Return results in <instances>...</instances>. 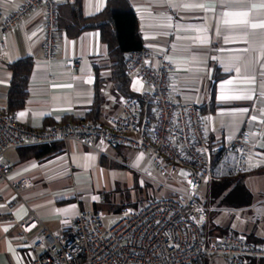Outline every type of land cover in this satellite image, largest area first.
I'll return each mask as SVG.
<instances>
[{
  "label": "crops",
  "instance_id": "crops-1",
  "mask_svg": "<svg viewBox=\"0 0 264 264\" xmlns=\"http://www.w3.org/2000/svg\"><path fill=\"white\" fill-rule=\"evenodd\" d=\"M23 1L0 0V6L10 11ZM55 1L60 17L67 16V6L73 0ZM127 1L136 13L143 45L154 64L164 58L175 67L171 98L200 106L213 147H220L225 137L237 135L248 116L251 128L257 127L264 112V0ZM106 2L83 0L84 16L99 13ZM42 16L37 10L11 29L7 48L0 49V109H6L10 64L31 57L34 66L28 98L15 110L20 122L42 129L66 121H92L85 116L95 97L96 65L105 79L99 122L117 115L123 98L111 81V62L100 32L84 30L71 37L59 31L57 56L47 62L43 57ZM74 56L81 57L78 66H67L66 59ZM215 67L222 76L217 81L213 78ZM131 89L142 95L147 87L133 77ZM111 146L69 139L45 145L35 157L23 158L27 153L21 146L2 151L0 159L13 169L0 185V264H25L32 256V241L24 238L19 226L30 211L49 230H66L81 210L96 208L95 202L86 208L84 201L91 199L87 191L102 171ZM253 158L258 167L264 165V131ZM21 177H27L31 185L17 195L10 182ZM258 183H251L252 187ZM255 211L256 223L245 234L264 239V191Z\"/></svg>",
  "mask_w": 264,
  "mask_h": 264
},
{
  "label": "built area",
  "instance_id": "built-area-1",
  "mask_svg": "<svg viewBox=\"0 0 264 264\" xmlns=\"http://www.w3.org/2000/svg\"><path fill=\"white\" fill-rule=\"evenodd\" d=\"M37 10L43 14V57L51 62L58 50L55 0H25L10 11L0 6V49L7 48L11 29ZM80 61L81 57L74 56L65 64L74 68ZM125 65L127 75L147 87L141 95L144 107L135 98L122 97L119 113L102 122L66 121L42 129L23 124L15 111L0 109V156L9 147L69 139L126 146L148 152L157 170L184 192L140 206H124L109 226L101 210L84 209L66 230H49L30 211L19 223L24 238L32 241L33 253L25 264H205L213 255L223 256L227 264L264 260V244L249 241L245 233L227 230L208 234L209 212L199 201L204 185L258 168L253 152L262 140L264 112L256 128H251L248 116L237 135L225 137L215 148L207 136L200 106L171 98L173 64L164 58L154 64L143 46L126 55ZM12 169L0 159V185L9 179ZM30 185L27 177L10 182L17 195Z\"/></svg>",
  "mask_w": 264,
  "mask_h": 264
},
{
  "label": "trees",
  "instance_id": "trees-1",
  "mask_svg": "<svg viewBox=\"0 0 264 264\" xmlns=\"http://www.w3.org/2000/svg\"><path fill=\"white\" fill-rule=\"evenodd\" d=\"M82 1L73 0L70 2L67 6L69 14L63 18L60 17V11L58 10V31H63L68 36L75 37L84 30H98L102 42L107 46L108 57L111 62V81L115 89L122 97L135 98L144 107V101L141 95L131 89V77L127 75L125 65L126 55L144 46L134 9L127 0H107L102 11L92 16H84ZM33 66L34 61L31 57H23L10 64L9 68L12 72V78L7 94L6 109L4 110L6 113L13 112L24 106L28 98L29 80ZM95 70V97L85 119H91L93 122L99 123V116L103 105V96L100 92L102 85L105 83V79L101 75V68L99 66L96 65ZM213 78L215 81L222 78L218 67H215ZM214 90L215 85H213V94ZM45 145L47 144L21 146L20 148L27 153L26 156L23 155L22 157L38 156ZM115 147H120V145H115ZM260 175H264V165L254 170L241 171L237 174L227 176L221 181H212L207 187V190L210 192V199L207 201L201 198L199 199L209 212V221L215 214V210L211 208L215 202H218L220 206L242 207L250 205L253 200V193L247 186L246 180L249 177ZM122 207L118 208L117 212ZM94 209L98 208L96 207ZM218 230L221 234L227 231V229ZM247 237L249 241L264 244V239L257 238L252 234L247 235ZM205 264H209L208 260H206ZM257 264H264V260H260Z\"/></svg>",
  "mask_w": 264,
  "mask_h": 264
},
{
  "label": "rangeland",
  "instance_id": "rangeland-1",
  "mask_svg": "<svg viewBox=\"0 0 264 264\" xmlns=\"http://www.w3.org/2000/svg\"><path fill=\"white\" fill-rule=\"evenodd\" d=\"M180 181L185 182L184 179ZM258 181L260 185L252 187ZM247 185L253 189V200L250 205L234 207L220 206L215 202L211 208L214 216L207 221L206 230L211 235H218V229H233L247 232L252 223H256V207L264 191V175L249 177ZM208 185L200 193L202 200L210 199ZM87 191L91 199H85L86 208L92 202L104 213V222L111 225L118 217L117 209L124 205H143L154 198H165L182 194L184 190L170 178L162 175L153 165L149 153L126 146H111L105 153L102 171L94 177V184ZM80 196V193H79ZM105 198V199H104ZM209 264H227L221 255L208 257Z\"/></svg>",
  "mask_w": 264,
  "mask_h": 264
}]
</instances>
